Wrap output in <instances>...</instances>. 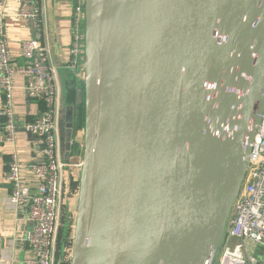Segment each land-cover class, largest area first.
Returning <instances> with one entry per match:
<instances>
[{"label": "water", "instance_id": "obj_1", "mask_svg": "<svg viewBox=\"0 0 264 264\" xmlns=\"http://www.w3.org/2000/svg\"><path fill=\"white\" fill-rule=\"evenodd\" d=\"M82 54L70 264H216L264 114V0H84Z\"/></svg>", "mask_w": 264, "mask_h": 264}, {"label": "built area", "instance_id": "obj_2", "mask_svg": "<svg viewBox=\"0 0 264 264\" xmlns=\"http://www.w3.org/2000/svg\"><path fill=\"white\" fill-rule=\"evenodd\" d=\"M7 0H0V7ZM17 17L34 37L21 42V64L11 58L4 27L0 23V145L14 143L17 127L13 112V77L24 79L28 97L43 105L36 119L22 123L20 129L33 137L35 162L28 166L33 187L22 178L26 167L12 153L5 180L8 204L25 208L31 228L27 234V257L23 264H53L55 239L62 209L63 172L69 167L61 159L59 120L61 93L48 67V55L41 44L38 0H19ZM84 0H75L70 55L75 63L83 50ZM260 249V257L255 254ZM216 264H264V114L257 127L245 177L232 207L225 237Z\"/></svg>", "mask_w": 264, "mask_h": 264}, {"label": "crops", "instance_id": "obj_3", "mask_svg": "<svg viewBox=\"0 0 264 264\" xmlns=\"http://www.w3.org/2000/svg\"><path fill=\"white\" fill-rule=\"evenodd\" d=\"M75 0H38L40 8V42L48 55V67L52 70L54 82L61 93V106L66 90L72 82L82 83L83 54L75 63L70 55L72 46V16ZM19 0H7L5 6L0 7V23L8 41L11 58L14 64H21L20 45L22 41L34 37V32L24 26L17 17ZM13 112L17 127L14 143L0 145V264H23L27 257V234L31 228L27 221L25 208H13L8 204L9 185L5 180L12 153L18 155L21 164L26 166L22 170V178L33 187V178L28 166L35 162L33 153V137L21 131L24 122H31L38 117L43 105L28 97L24 90V79L16 75L13 77ZM3 94L0 91V107ZM64 119V116H63ZM64 121V120H63ZM60 128V125H59ZM60 137V132H59ZM61 139V138H60ZM61 141V140H60ZM61 159L68 164L74 157L64 160V149H60ZM73 159V160H72ZM73 163H76L74 160ZM81 162L73 164L70 170H64L62 181V206L69 197L74 199L76 191L72 183H77L80 175Z\"/></svg>", "mask_w": 264, "mask_h": 264}, {"label": "rangeland", "instance_id": "obj_4", "mask_svg": "<svg viewBox=\"0 0 264 264\" xmlns=\"http://www.w3.org/2000/svg\"><path fill=\"white\" fill-rule=\"evenodd\" d=\"M70 104L63 103L61 107V114H60V120H59V132H60V143L63 148V139H64V122H63V116H64V108ZM84 121V120H83ZM82 135H83V123L78 127L77 129V136L73 141H77L81 143L82 141ZM64 149V148H63ZM76 163L69 164V167L66 168V170H70L73 168V164H77L82 161L81 155L74 157ZM70 160V159H69ZM75 199L73 197H69V199L65 202V205L62 206L61 209V217H60V223H59V229L56 235L55 239V249H54V258H53V264H70V248L72 243V230L74 227V218H75ZM255 257L258 259L260 257V249L258 248V252L255 254Z\"/></svg>", "mask_w": 264, "mask_h": 264}, {"label": "trees", "instance_id": "obj_5", "mask_svg": "<svg viewBox=\"0 0 264 264\" xmlns=\"http://www.w3.org/2000/svg\"><path fill=\"white\" fill-rule=\"evenodd\" d=\"M78 93H83V84L82 83H76L72 82L65 94V98L63 100V103L70 104L74 107V117L77 116L78 118V127L83 123V115H84V106L83 103L78 102ZM77 183H72V189L76 191Z\"/></svg>", "mask_w": 264, "mask_h": 264}]
</instances>
